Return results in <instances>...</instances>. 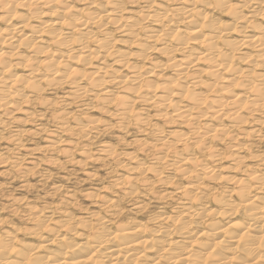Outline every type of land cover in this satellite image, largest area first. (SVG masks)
<instances>
[{
  "label": "bare ground",
  "instance_id": "1",
  "mask_svg": "<svg viewBox=\"0 0 264 264\" xmlns=\"http://www.w3.org/2000/svg\"><path fill=\"white\" fill-rule=\"evenodd\" d=\"M93 102L120 131L132 122L145 134L148 106L168 131L153 125L149 143L132 141L155 150L148 161L102 144L98 158L124 160L105 173H117L109 185L84 194L93 209L26 204L23 228L0 217V264H264V0H0L6 150L69 161L74 136L98 135L100 119L83 114ZM26 134H45L43 145L24 148ZM87 150L76 165L91 160ZM132 197L142 200L120 207Z\"/></svg>",
  "mask_w": 264,
  "mask_h": 264
},
{
  "label": "rangeland",
  "instance_id": "2",
  "mask_svg": "<svg viewBox=\"0 0 264 264\" xmlns=\"http://www.w3.org/2000/svg\"><path fill=\"white\" fill-rule=\"evenodd\" d=\"M159 2V0H157ZM230 2L235 3L237 0H230ZM170 7L172 8L175 6L174 4L170 3ZM140 5V4H139ZM138 5V6H139ZM169 8V5H166ZM127 9H130L128 4L126 3ZM125 7V8H126ZM151 10L153 7L150 8ZM245 10H249L246 7H244V12H247ZM217 12V13H216ZM220 14V15H219ZM228 14L226 13H219L218 11H214L212 16L215 19H223L227 20ZM224 16V17H223ZM109 29H111L109 27ZM114 36H116V33H114ZM118 45H116L114 48H118ZM155 57V60H158L156 57L157 55L153 54L151 55V58ZM154 59V58H153ZM150 61V60H149ZM168 72H165L164 74H167ZM64 87L62 88H56V90H53L49 92V90L44 91L41 93V96H45L46 98H53L54 96H58L62 92H64ZM50 93V94H49ZM96 102L92 103V106L95 107ZM31 108L35 109L36 112H38L40 109H38V105H31ZM71 107V106H70ZM143 106L137 104L136 110L144 109ZM58 108V107H56ZM146 108V107H145ZM45 109V108H43ZM42 109V110H43ZM53 109V108H52ZM52 109L48 110L46 109V119L45 121L38 122V124L42 123L43 125H46V121L48 122V118L50 115H52ZM54 109L53 111H55ZM70 110H73V107L70 108ZM92 110L95 111H85L83 114L86 117L94 118V119H100V126L98 129V135L97 137L86 139L82 138L81 136H74L73 140L76 141V144L74 142L73 146L70 149V160L67 161L64 156L65 154L57 151L48 150L45 152H29L26 150H6L7 146L5 143H0V153H2V156L0 157H8L10 160L17 159L19 166L14 169L13 167L7 165L6 167L0 165V217L3 219V225L6 227L7 225H16L23 228L24 226H29L30 221L28 218V213L25 210V205L30 204L31 206L34 205H42L44 203H51V206L54 207L57 204L61 203L63 200V203L71 202V205H68L69 209H74L75 207H81L84 208L83 210H91L93 207H90V203L92 202L84 197V194L91 190V188L96 186H106L109 185L111 182V179L117 175L115 172L114 175L111 173L110 175L105 174L109 170L111 171L112 167L114 166V163L116 161H123V158H115V160L111 161H103L101 158H98L99 155V149L102 146V144L105 145H112L115 148L116 155L123 152H132L135 154L136 159H142L145 161H148L152 156L153 153H155V150L149 149L143 152H140L138 145L140 143L137 141L136 143H133V140L136 139H142L141 141H146L149 143V141L153 138V134L151 133V128L153 125H156L158 128L163 129L164 131H168V127L166 124H164L162 121H158L155 119V116H153L154 109L152 107H149L143 111V114H147L149 125L145 131V134L140 133L138 130H136L133 127L132 122L129 123V125L126 127L125 131L118 130L117 126L114 124L115 119L112 117H106L98 111V109L92 108ZM111 111H113V107L110 108ZM51 111V112H50ZM146 112V113H145ZM74 113V114H73ZM73 113L70 115V118L68 119V122H70L68 125H73V118L76 116V112L73 111ZM15 125V124H14ZM12 125L9 129H7V133L9 131H12L14 128H21V129H31L33 124H28L26 126L21 125ZM106 127L105 130H103L104 126ZM248 126H250V120L247 123ZM48 126V125H47ZM25 127V128H23ZM49 129L51 127H48ZM4 135V136H5ZM23 147L24 148H32L36 146H42V142L45 139V134H41L38 136L32 135H23ZM121 140V141H119ZM220 146V145H218ZM9 147V146H8ZM62 147V146H61ZM221 147V146H220ZM84 149H88L87 151L91 154V160H85L82 165H76V161L83 160L82 159V152ZM25 154V155H23ZM20 155H23L22 157ZM138 156V157H137ZM54 159L58 165L57 166H49L46 163V158ZM114 162V163H113ZM226 162V161H225ZM13 168V169H12ZM25 168H28V172L23 170ZM116 170V169H115ZM24 172L22 175L21 172ZM119 171V170H118ZM85 173H91L94 174V180L87 181L84 180ZM170 173L165 169V172L163 171V175H166ZM178 180L176 179V182ZM175 184V181L172 183V185ZM171 185V186H172ZM54 186H61L60 190L57 192H51L53 191ZM154 192H161L164 188H161L160 186H154ZM68 193V194H67ZM67 195H71L70 199L71 201L66 198ZM63 196V197H62ZM72 197V198H71ZM18 200V202H11L13 200ZM74 199V200H73ZM61 200V201H60ZM142 200L136 199L135 197H132L129 199H125L122 202L119 203L120 207L123 209H128V206L134 202ZM69 201V202H68ZM29 202V203H28ZM55 204V205H54ZM78 205V206H77ZM24 206V207H23ZM158 203L151 202L150 204L146 205V210L143 213L144 216L147 214H151L157 211ZM73 208V209H72ZM16 210V212H15ZM13 211V212H12ZM27 213V214H26ZM25 214V216H24ZM29 221H27L26 219ZM28 222V223H27ZM6 224V225H5Z\"/></svg>",
  "mask_w": 264,
  "mask_h": 264
}]
</instances>
